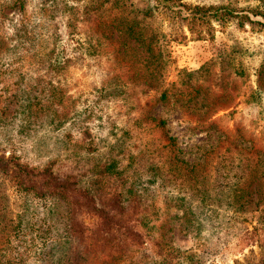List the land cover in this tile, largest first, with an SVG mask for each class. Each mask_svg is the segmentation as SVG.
I'll use <instances>...</instances> for the list:
<instances>
[{
  "label": "rangeland",
  "instance_id": "rangeland-1",
  "mask_svg": "<svg viewBox=\"0 0 264 264\" xmlns=\"http://www.w3.org/2000/svg\"><path fill=\"white\" fill-rule=\"evenodd\" d=\"M181 2L264 22L252 13L264 0ZM0 154L101 198L131 187L147 216L115 240L120 259L96 258L70 237L64 200L0 178L5 264H73L78 251L80 264H264V27L191 33L153 0H0Z\"/></svg>",
  "mask_w": 264,
  "mask_h": 264
},
{
  "label": "trees",
  "instance_id": "trees-1",
  "mask_svg": "<svg viewBox=\"0 0 264 264\" xmlns=\"http://www.w3.org/2000/svg\"><path fill=\"white\" fill-rule=\"evenodd\" d=\"M153 1L158 8L164 10V12L173 19L176 18V16L181 17V22H185L191 33H195L197 27L198 29L202 26L209 27L214 22L225 25L230 21H234L239 27H244L246 24H260L264 27V22L251 20L250 16L245 13H236L235 10L227 6H191L182 3L181 0ZM252 13L254 15H260L264 19V10L252 11ZM130 29L131 28H127V30ZM198 33L201 32L198 30ZM139 35L140 38L136 37L137 41L143 45L144 50L147 51L154 60H158L162 52L160 48L153 49L156 47L153 38L148 40L147 37L144 38L143 34L139 33ZM152 71L156 73L155 80H157L159 77L160 64L156 62V66H154ZM156 84L159 85L160 90H162L159 94V99L161 101L169 102L171 99H174L167 88V86L170 87L173 84L166 83L165 81H157ZM177 100H179V98ZM159 125L163 126L164 122H160ZM178 170L183 173L184 176L187 175L186 172L189 174L200 171L197 164L189 171H186V167ZM190 175L192 176V174ZM0 178L13 181L19 189L33 193L35 196L39 195L38 197L48 198L58 197L64 200L66 204L70 206V237H73L74 240L83 244L86 250L88 248L89 252L94 253L96 258L98 252H106L109 250L114 261L120 259V254L117 255L120 249L114 244L115 240L121 235H131V233L134 232L131 230L129 222L144 221L147 218L146 214L137 211L138 207L135 208L130 206V198L128 199V197L131 195L129 196L128 193L133 192L131 187L126 188L123 196L120 194L119 198L115 197L114 189L109 190L110 194L108 198H101L97 192L95 193L96 190L93 192L82 189L78 190L76 187L78 182L75 187L71 188L75 183H70L69 178L66 176L55 175L52 170L51 172L37 171L35 168H30L28 165L21 163L16 156L5 157V155L2 154H0ZM249 186L250 184L247 185V187ZM103 187L104 186H100L99 188ZM186 191L187 190L184 189V192ZM73 192H77V194H81V196H73ZM4 201L5 199H3V196L0 194V222L2 220H10L6 214L2 213L4 209L2 204ZM84 213L87 215L93 214L97 217V222L93 224L92 228L83 225L77 220L79 215ZM155 213H157V211H155ZM84 255L85 253L78 251L76 258L72 260L73 264H80L81 261L86 262L83 258ZM0 257L3 258L2 255H0ZM1 263L5 264L0 258V264ZM104 263V259L99 261L94 260L93 262V264Z\"/></svg>",
  "mask_w": 264,
  "mask_h": 264
}]
</instances>
